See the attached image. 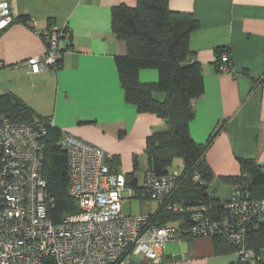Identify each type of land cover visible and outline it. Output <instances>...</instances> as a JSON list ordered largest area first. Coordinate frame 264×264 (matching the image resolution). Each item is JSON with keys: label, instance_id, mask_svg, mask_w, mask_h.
Returning <instances> with one entry per match:
<instances>
[{"label": "crops", "instance_id": "0c3cea01", "mask_svg": "<svg viewBox=\"0 0 264 264\" xmlns=\"http://www.w3.org/2000/svg\"><path fill=\"white\" fill-rule=\"evenodd\" d=\"M11 2L15 20L0 33V95H11L37 117H51L57 127L118 156L120 172H133L134 157L145 151L147 137L167 128L164 120L140 113L125 100L116 66V57L125 54L127 46L112 29V9L121 3L133 6L136 0ZM169 7L192 13L199 21L189 44L191 59L202 65L205 91L193 102L190 131L197 142H205L225 122L205 155L216 178L238 176L240 157L264 164V0H169ZM24 15L30 16L29 24L18 21ZM51 25L69 31L62 62L57 69L32 73L28 60L45 52L44 32ZM218 48L231 52V70H218ZM157 76L155 69L139 73L144 82ZM146 161L143 173L139 161L134 174L141 185L147 156ZM217 185L225 188L219 197L229 198L231 186L216 179ZM236 260L235 251L218 253L211 237L198 236L167 243L160 264Z\"/></svg>", "mask_w": 264, "mask_h": 264}, {"label": "built area", "instance_id": "2783aa9c", "mask_svg": "<svg viewBox=\"0 0 264 264\" xmlns=\"http://www.w3.org/2000/svg\"><path fill=\"white\" fill-rule=\"evenodd\" d=\"M14 20L11 0H0V33ZM44 36L45 52L28 60L32 73L59 67L69 31L51 25ZM50 125L55 126L53 119L19 122L0 112V264H160L167 243L184 239L176 225H157L151 214H126L124 203L137 196L126 174L111 168L101 147L66 131L59 143L68 154V192L79 210L60 222L50 217L54 199L41 173ZM178 177L177 171L147 172L142 184L151 201L177 215L191 210L171 200ZM231 189L221 218L212 219L206 206L196 207L189 232L222 235L246 262L255 252L246 245L245 228L253 216L264 219V198H247L237 185Z\"/></svg>", "mask_w": 264, "mask_h": 264}, {"label": "trees", "instance_id": "16d2710c", "mask_svg": "<svg viewBox=\"0 0 264 264\" xmlns=\"http://www.w3.org/2000/svg\"><path fill=\"white\" fill-rule=\"evenodd\" d=\"M18 21L29 24L30 16H21ZM199 28L198 19L188 12L175 11L169 7V0H136L131 6L121 3L112 9V29L127 46V52L115 59L125 100L134 104L140 113H152L164 120L165 130L155 131L147 137V172L165 174L176 156L183 159V169L179 172L178 189L171 198L191 210L184 214H174L159 205L151 214L157 225L174 224L182 238L190 236V228L196 223L194 209L206 206L211 218L219 220L224 213V204L229 198H221L216 193L215 180L227 185H237L247 198H264V164L254 158H238L241 173L238 176L216 178L206 160V151L212 144L225 122L215 129L207 141L197 142L191 135L190 122L195 117L193 102L204 94L203 68L198 60L191 59L190 35ZM227 55L225 61L223 55ZM62 62L60 60L59 66ZM216 64L219 71L225 65L232 68L231 52L218 48ZM142 69H155L157 79L141 81ZM0 112L19 122H31L37 117L26 104L9 94L0 95ZM120 134H124L121 131ZM61 128L49 126L44 137V158L41 173L47 180V193L53 197L50 217L60 222L65 216L79 210L76 199L70 196L68 154L59 143ZM111 168L119 171L121 160L116 155L107 159ZM138 157H134V171L126 175L128 183L135 188L141 200H150L144 186L135 178ZM146 172V173H147ZM198 174L200 179L195 180ZM232 192V191H231ZM143 195V196H142ZM193 210V211H192ZM246 245L255 252L250 261L238 260L228 264H264L261 251L264 249V219L253 216L245 228ZM218 253L237 252V248L222 235L210 236Z\"/></svg>", "mask_w": 264, "mask_h": 264}, {"label": "rangeland", "instance_id": "374dc122", "mask_svg": "<svg viewBox=\"0 0 264 264\" xmlns=\"http://www.w3.org/2000/svg\"><path fill=\"white\" fill-rule=\"evenodd\" d=\"M61 130L66 131V132H70L64 128H62ZM70 133H72V132H70ZM106 154H107V152H106ZM107 157L109 158V156H107ZM138 157H139V161H140V172L142 174L143 170L146 167V163H147L146 154H145V151H143V148L138 152ZM119 167H121V163H120ZM182 169H183V159L179 156H176L173 160V163L169 167V171L170 172H176V171L181 172ZM141 174L139 177L140 181H142V175ZM217 186L218 187H216V190H215L216 193L219 194L220 196H223L225 194V188H223L221 185H217ZM156 205L157 204L151 200L147 199V200L142 201L141 198L136 196V197H134V198H132L129 201H126L124 203V212L126 214H132V215L145 214V213H148L150 211L155 212Z\"/></svg>", "mask_w": 264, "mask_h": 264}]
</instances>
